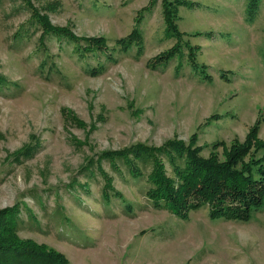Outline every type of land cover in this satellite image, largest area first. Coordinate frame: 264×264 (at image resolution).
Segmentation results:
<instances>
[{
	"label": "rangeland",
	"instance_id": "obj_1",
	"mask_svg": "<svg viewBox=\"0 0 264 264\" xmlns=\"http://www.w3.org/2000/svg\"><path fill=\"white\" fill-rule=\"evenodd\" d=\"M31 6L65 36L44 35ZM0 76V209L32 213L21 239L68 264H264V207L182 220L149 198V164L132 177L99 159L194 137L222 163L255 125L264 141V0H0Z\"/></svg>",
	"mask_w": 264,
	"mask_h": 264
},
{
	"label": "trees",
	"instance_id": "obj_2",
	"mask_svg": "<svg viewBox=\"0 0 264 264\" xmlns=\"http://www.w3.org/2000/svg\"><path fill=\"white\" fill-rule=\"evenodd\" d=\"M183 4L184 2H180L179 5ZM30 9L33 13L31 17L41 26L44 35L53 34L60 38L65 36V31L50 28L44 17L39 16L32 6ZM169 9L171 2L164 1L166 30H174L173 13ZM134 36L135 33L132 32L129 40ZM88 43L84 48L76 47L83 57L84 53L99 50L103 40L93 39ZM169 55L171 54H166L165 58ZM4 80L0 76V83ZM257 130L255 125L245 143L233 145L222 163L213 159H201L194 137L187 144L176 139L167 141L160 147L135 144L119 151L105 152L99 159L108 160L111 167L119 172L121 165L124 166V170L132 177L142 174L139 163L149 164V198L155 207L163 206L179 219L186 220L191 211L206 206L212 219L245 222L250 219L251 211L264 207V188L259 187L264 185V153L260 157L250 153L251 159L246 161L251 149L252 153L264 151V141L256 138ZM166 163L171 167L174 177L167 175ZM98 169L102 174L105 173L100 165ZM109 189L114 190L108 181L103 185L106 197L109 196ZM22 207L29 213L28 217L33 219L32 213L23 204L0 209V264H68L64 255L46 245L19 237Z\"/></svg>",
	"mask_w": 264,
	"mask_h": 264
}]
</instances>
